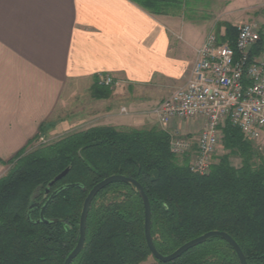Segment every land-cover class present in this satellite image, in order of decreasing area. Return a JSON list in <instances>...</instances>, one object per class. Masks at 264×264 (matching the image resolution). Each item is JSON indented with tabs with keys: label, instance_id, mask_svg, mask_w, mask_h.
Here are the masks:
<instances>
[{
	"label": "trees",
	"instance_id": "1",
	"mask_svg": "<svg viewBox=\"0 0 264 264\" xmlns=\"http://www.w3.org/2000/svg\"><path fill=\"white\" fill-rule=\"evenodd\" d=\"M159 13L162 0H134ZM165 2V1H164ZM162 3V4H161ZM218 43L234 48L236 28L227 24ZM261 39L249 52L261 53ZM235 50V48H234ZM237 57V52H235ZM110 89L93 85L96 99ZM10 159L0 177V264H63L79 238V218L88 192L99 182L120 175L138 182L150 203L151 236L157 252L173 253L201 235L219 231L240 247L247 264H264V163L238 128L221 131L228 153L205 175L192 173L188 159L179 163L170 152L169 136L157 127L119 129L96 126L69 133L36 149L32 142ZM231 157L241 161L231 164ZM63 171L67 174L48 185ZM71 185H73L71 187ZM56 192L40 220V210ZM150 255L144 237V209L135 188L113 182L92 200L84 246L71 264H142ZM154 260V259H153ZM157 264H240L219 237L188 250L174 261Z\"/></svg>",
	"mask_w": 264,
	"mask_h": 264
},
{
	"label": "crops",
	"instance_id": "2",
	"mask_svg": "<svg viewBox=\"0 0 264 264\" xmlns=\"http://www.w3.org/2000/svg\"><path fill=\"white\" fill-rule=\"evenodd\" d=\"M162 3L152 13L134 0H0V159L24 148L42 124L46 135L67 131L73 120L49 121L64 95L89 94L79 116L101 126L159 125L152 109L185 84L210 31L221 36L220 24L257 22L264 35V0ZM222 14L226 20L218 19ZM101 74L120 84L96 99L92 88ZM202 125L189 119L167 131L195 139Z\"/></svg>",
	"mask_w": 264,
	"mask_h": 264
},
{
	"label": "built area",
	"instance_id": "3",
	"mask_svg": "<svg viewBox=\"0 0 264 264\" xmlns=\"http://www.w3.org/2000/svg\"><path fill=\"white\" fill-rule=\"evenodd\" d=\"M236 32L234 50L228 42L219 44L216 32L210 31L195 51L185 84L151 111L161 126L189 119L203 122L195 147L182 136L169 140L173 155L193 152L188 168L198 175L209 172L226 122L238 128L246 140L257 141L264 136V46L259 55L249 57L264 35L253 22L238 25ZM119 84L109 74L98 75L95 81L97 87L110 90Z\"/></svg>",
	"mask_w": 264,
	"mask_h": 264
},
{
	"label": "water",
	"instance_id": "4",
	"mask_svg": "<svg viewBox=\"0 0 264 264\" xmlns=\"http://www.w3.org/2000/svg\"><path fill=\"white\" fill-rule=\"evenodd\" d=\"M66 174H67V171H63L48 186L51 187L55 182L62 179ZM113 182H122V183L130 184L138 192L139 197L142 200L143 209H144V237H145V242H146V245L148 247V250L150 252L151 257L154 260L159 261L161 263H167V262L174 261L177 258H179L182 254L187 252L188 250L206 242L208 239L214 238V237H219V238H222L223 240H225L230 245V247L235 252L237 259H238L240 264H247L246 258L244 256V254L242 253L240 247L236 244V242L226 233L219 232V231L207 232V233L201 235L200 237H197V238L183 244L182 246H180L178 249H176L173 253H171L169 255L163 256V255L159 254L157 252L155 246H154L153 239L151 236V209H150L149 200H148L142 186L138 182H136L133 179H130V178H127L124 176H120V175H113V176L107 177L106 179H104L101 182H99L98 184H96L88 192V194H87V196L83 202L82 210L80 213L79 238H78L77 244H76L75 248L72 250V252L66 257L63 264H71V262L77 257V255L82 250V248L84 246V241H85L86 220H87L89 206H90L92 200L96 197V195L101 190H103L105 187H107L108 185H110ZM72 186L73 185H71V187ZM55 194H56V192H53L49 196V198L47 199V201L45 202V204L42 206V208L40 210V220L42 222H46V221H44V218H43L44 212H45L46 208L49 206L50 202L53 200Z\"/></svg>",
	"mask_w": 264,
	"mask_h": 264
},
{
	"label": "rangeland",
	"instance_id": "5",
	"mask_svg": "<svg viewBox=\"0 0 264 264\" xmlns=\"http://www.w3.org/2000/svg\"><path fill=\"white\" fill-rule=\"evenodd\" d=\"M218 19L226 20L227 16L222 14V15H219ZM253 23H256L261 28V23H257V22H253ZM223 35H224V32L222 33L221 36H223ZM114 90H112V91H114ZM62 100L65 103H62L58 106L56 111L50 117L49 121L52 123L53 122L57 123L61 119H68L69 121L73 120L74 123H72L70 128H68V127L66 128L67 131H63L62 133H61V131H56L55 134H53V135H46V133L48 132L47 131L48 129L46 128V130L42 134H39V137L32 142V145L30 146L29 149H36L41 145L50 144L56 140L63 138L64 136L68 135L69 133L78 132L81 130H86V129L91 128V127L101 126L100 121L91 120L92 118H90V119L86 118L85 119V118H81V116H79L81 114L79 111L80 108L90 101L89 94L86 93L85 95H78V96H74L73 98L72 97L70 98L68 95H64L62 97ZM168 126L169 125H167V126L147 125L144 128L157 127L159 129H161L162 131H164L169 136V140L171 137H180L181 136L175 132L168 133L169 132V130L167 131V129L169 128ZM128 129H130V128H128ZM137 129H141V128H137ZM190 140L192 142V147H195L196 138L195 139L190 138ZM247 141H249V140H247ZM249 142H251L253 144L254 149H256V151H257L255 158L253 159L254 165H259L261 162L264 163V136L261 137V139H259L257 141H249ZM227 153L228 152L225 151V149L223 147V134H222L221 141L217 145L216 150L214 151V153L212 155L211 166L217 164L220 157L222 155L227 154ZM193 156H194L193 152H190L187 155H183L182 157H179L178 162L182 163L183 158L186 157L188 159V165H189ZM3 161H6V160H3ZM230 161L234 167H240V165H241V161L237 157H231ZM211 166H210V168H211ZM9 168H10L9 165H6V164H3L0 162V177L4 176L7 173V171L9 170Z\"/></svg>",
	"mask_w": 264,
	"mask_h": 264
}]
</instances>
